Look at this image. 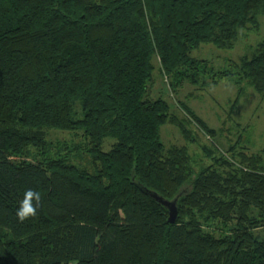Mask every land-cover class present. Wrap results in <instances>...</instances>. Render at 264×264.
Listing matches in <instances>:
<instances>
[{
	"label": "trees",
	"instance_id": "obj_1",
	"mask_svg": "<svg viewBox=\"0 0 264 264\" xmlns=\"http://www.w3.org/2000/svg\"><path fill=\"white\" fill-rule=\"evenodd\" d=\"M262 15L264 0H0V264H264V150L205 146L197 166L162 128L216 131L150 95L158 59L174 91L229 79L236 104L246 85L264 99V39L225 70L191 55ZM27 189L42 201L21 223ZM145 189L177 200L175 224Z\"/></svg>",
	"mask_w": 264,
	"mask_h": 264
},
{
	"label": "rangeland",
	"instance_id": "obj_2",
	"mask_svg": "<svg viewBox=\"0 0 264 264\" xmlns=\"http://www.w3.org/2000/svg\"><path fill=\"white\" fill-rule=\"evenodd\" d=\"M259 20V30H242L234 48L222 49L212 43H206L194 49L191 55L197 59L208 60L216 70L229 69L232 63L240 62L244 57H251L257 44L264 39V15L260 16ZM155 64L157 68L150 89L151 97L162 96L170 103L172 111L180 116H184V112L179 102L185 103L210 129L216 131L213 138L207 136L198 124L187 116L192 122L189 127L193 142L187 141L176 126L167 124L161 130V140L164 144L187 146L197 166L212 162L206 156L205 146L226 150L238 143V149L245 148L248 154L264 150V99L251 86H244L238 104L235 103L238 87L229 79L205 87L186 82L174 91L170 87L169 78L160 72L158 59ZM48 137L54 142L68 145L84 142L81 133L76 135L68 131L50 130ZM109 147V139H106L104 149L109 150Z\"/></svg>",
	"mask_w": 264,
	"mask_h": 264
},
{
	"label": "clouds",
	"instance_id": "obj_3",
	"mask_svg": "<svg viewBox=\"0 0 264 264\" xmlns=\"http://www.w3.org/2000/svg\"><path fill=\"white\" fill-rule=\"evenodd\" d=\"M41 201V192L34 189H27L16 211L18 221L23 223L29 218L35 217L37 215V209L41 206Z\"/></svg>",
	"mask_w": 264,
	"mask_h": 264
},
{
	"label": "water",
	"instance_id": "obj_4",
	"mask_svg": "<svg viewBox=\"0 0 264 264\" xmlns=\"http://www.w3.org/2000/svg\"><path fill=\"white\" fill-rule=\"evenodd\" d=\"M145 192L154 200L161 203L163 206H165L169 212V218L168 222L170 224H175L178 217V208H177V200H167L157 194L156 192L150 191L148 189H145Z\"/></svg>",
	"mask_w": 264,
	"mask_h": 264
},
{
	"label": "crops",
	"instance_id": "obj_5",
	"mask_svg": "<svg viewBox=\"0 0 264 264\" xmlns=\"http://www.w3.org/2000/svg\"><path fill=\"white\" fill-rule=\"evenodd\" d=\"M260 19V18H259ZM260 21V20H259ZM263 99V98H262Z\"/></svg>",
	"mask_w": 264,
	"mask_h": 264
}]
</instances>
